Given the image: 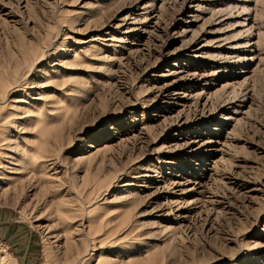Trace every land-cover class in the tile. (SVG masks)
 Returning <instances> with one entry per match:
<instances>
[{"label": "rangeland", "instance_id": "obj_1", "mask_svg": "<svg viewBox=\"0 0 264 264\" xmlns=\"http://www.w3.org/2000/svg\"><path fill=\"white\" fill-rule=\"evenodd\" d=\"M3 138L0 264H264V0H0Z\"/></svg>", "mask_w": 264, "mask_h": 264}, {"label": "bare ground", "instance_id": "obj_2", "mask_svg": "<svg viewBox=\"0 0 264 264\" xmlns=\"http://www.w3.org/2000/svg\"><path fill=\"white\" fill-rule=\"evenodd\" d=\"M6 139V138H5ZM0 140H4V138L3 139H0Z\"/></svg>", "mask_w": 264, "mask_h": 264}]
</instances>
